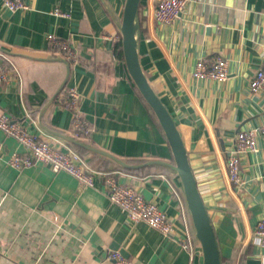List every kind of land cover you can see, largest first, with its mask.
Instances as JSON below:
<instances>
[{"label": "crops", "instance_id": "1", "mask_svg": "<svg viewBox=\"0 0 264 264\" xmlns=\"http://www.w3.org/2000/svg\"><path fill=\"white\" fill-rule=\"evenodd\" d=\"M125 1L25 0L29 9L9 12L0 0V64L14 69L0 86V116L155 201L173 234L130 222L103 178L90 187L48 164L12 167L10 155L27 150L0 129V264H203L178 239L188 226L201 248L178 173L150 163H173L167 136L115 52ZM157 3L140 4L143 70L181 132L224 264H264V247L254 241L264 218V136L258 152L240 157V185L227 168L238 132L264 124V91L250 90L264 58V0H194L169 25L156 20ZM49 34L70 42L78 63L57 54ZM218 57L228 60L227 80L194 77L199 60L212 66ZM70 87L81 93L87 136L75 134L64 106ZM115 250L124 263L109 258Z\"/></svg>", "mask_w": 264, "mask_h": 264}, {"label": "built area", "instance_id": "2", "mask_svg": "<svg viewBox=\"0 0 264 264\" xmlns=\"http://www.w3.org/2000/svg\"><path fill=\"white\" fill-rule=\"evenodd\" d=\"M192 1L194 0H158L155 13L156 20L163 25L172 24L185 12ZM2 4L4 9L9 12L27 10L30 7L25 0H2ZM54 13L57 15L62 14L57 9ZM47 40L57 54L65 60L78 63L79 53L70 42L60 39L55 34H49ZM12 69L13 67L0 64V86L8 82ZM193 75L199 80L225 81L229 77L228 60L218 57L212 66H208L204 60H199ZM250 90L253 93L264 91V58L251 79ZM62 95L65 96L64 106L72 113V128L75 134L77 136L89 135L92 128L90 123L81 116V93L79 90L76 87H70ZM0 129L6 136L16 139L27 150L25 154L14 152L10 155L8 163L12 167L22 170L37 163L48 164L54 171L68 172L75 176L81 184L90 187L95 186L96 177L103 178L109 199L125 211L130 222H145L163 235L172 236L174 223L155 201H147L133 187L119 185L110 173L93 172L86 168L82 164L83 160L80 154L73 150L64 151L63 149L55 148L49 141L31 134L19 120H13L6 114L0 116ZM261 135L264 136V124L258 128L238 132L234 149L227 159L228 174L235 185L241 184L240 157L246 153L259 151L258 141ZM178 239L182 248L191 254L193 260L197 254L203 255L202 249L195 245L188 226H186L184 235ZM254 241L264 247V218L258 222ZM109 258L120 263L125 262V258L119 250L112 251Z\"/></svg>", "mask_w": 264, "mask_h": 264}, {"label": "water", "instance_id": "3", "mask_svg": "<svg viewBox=\"0 0 264 264\" xmlns=\"http://www.w3.org/2000/svg\"><path fill=\"white\" fill-rule=\"evenodd\" d=\"M140 4L141 0L125 1L123 18L119 25L122 35L124 57L133 81L146 102L153 109L167 136L175 161L174 164L164 161H152L150 163L166 165L178 173L184 188L186 202L192 216L196 237L201 244L203 264H222L215 228L198 189L181 132L168 108L150 84L141 65L139 56L140 22L138 20ZM65 84L64 82L60 91L65 87ZM118 161L124 166L130 167L127 163L121 160Z\"/></svg>", "mask_w": 264, "mask_h": 264}, {"label": "trees", "instance_id": "4", "mask_svg": "<svg viewBox=\"0 0 264 264\" xmlns=\"http://www.w3.org/2000/svg\"><path fill=\"white\" fill-rule=\"evenodd\" d=\"M138 20H139V22H140V25H141V28H140V35L143 33V28H142V21H141V19H140V8H139V14H138ZM115 52L117 53V55H119L122 59H125V57H124V51H123V43H122V36H121V38H120V40L118 41V43H116V49H115ZM137 90H138V88H137ZM138 92H139V94H141V92L138 90ZM142 96V95H141ZM144 98V97H143ZM145 102H146V100H145ZM147 103V102H146ZM147 105L149 106V108H150V110H151V112H152V114H153V116H155V118L157 117L156 115H155V113H154V111H153V109L150 107V105L147 103ZM157 119V118H156ZM79 151H81V152H84V150H85V148L84 147H78L77 148ZM136 160V163H139V162H141V161H143V160H141V159H135ZM134 160H130V162L132 163ZM173 163H175V161H174V156H173ZM221 260H222V264H224V261H223V258L221 257Z\"/></svg>", "mask_w": 264, "mask_h": 264}]
</instances>
